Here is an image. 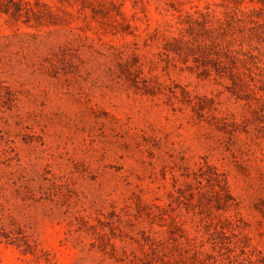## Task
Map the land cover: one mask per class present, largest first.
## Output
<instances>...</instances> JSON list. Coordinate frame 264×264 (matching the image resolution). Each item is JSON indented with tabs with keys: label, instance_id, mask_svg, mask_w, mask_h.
Returning a JSON list of instances; mask_svg holds the SVG:
<instances>
[{
	"label": "rangeland",
	"instance_id": "374dc122",
	"mask_svg": "<svg viewBox=\"0 0 264 264\" xmlns=\"http://www.w3.org/2000/svg\"><path fill=\"white\" fill-rule=\"evenodd\" d=\"M0 264H264V0H0Z\"/></svg>",
	"mask_w": 264,
	"mask_h": 264
}]
</instances>
